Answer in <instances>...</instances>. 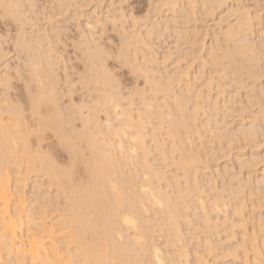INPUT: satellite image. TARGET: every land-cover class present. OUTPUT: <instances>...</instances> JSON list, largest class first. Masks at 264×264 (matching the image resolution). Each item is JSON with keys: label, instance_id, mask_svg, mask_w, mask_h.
<instances>
[{"label": "bare ground", "instance_id": "6f19581e", "mask_svg": "<svg viewBox=\"0 0 264 264\" xmlns=\"http://www.w3.org/2000/svg\"><path fill=\"white\" fill-rule=\"evenodd\" d=\"M59 1L62 2V0ZM158 2L162 6L161 8L159 6V9L157 4L156 9L164 13L160 16L170 15L173 20L179 16L199 20L203 15L210 19L215 17L214 20H217L215 23L211 20L213 22L211 26L209 24L211 33H205L207 40L199 39L201 43L198 45L196 36L200 27L193 25L195 33L189 32L193 34L191 36L186 34L187 43L191 42L189 43L191 48L175 59V65H173L175 70H173L177 73L176 76L170 74L172 77L168 74V83L165 80L167 84L158 79L155 81L153 69H149L147 65L144 66L146 68H142L138 65L139 61L137 63V69L145 76L144 80L153 93L157 94V91L168 93L170 89L166 86L175 79L178 91L171 90L170 97L175 104V109L172 108L175 113L173 110L171 111L173 113L170 110L166 111L167 113L163 112V106L161 104L158 106L156 102L154 103L157 107L153 106L154 98H151L153 99L151 101L146 97V89L149 88L147 84L145 93L142 88L143 93L141 97L139 96L142 100L140 101L143 104L142 108L137 110V107L135 108L137 112L132 113L133 108L122 107L121 100L127 99H124L125 96L120 99L123 93L116 95L117 90L114 91L117 88L116 82H113L106 70H103L102 74H98L100 69L96 72L92 64L95 62H92L91 57L88 59H91L89 64L93 65L91 68H94L95 72L92 70L94 73L92 74L91 68L88 67L90 74L86 75H90V78L85 74L82 76L84 79L86 77L85 80L88 78V82H94L93 85L101 84L103 86L102 88L100 85L101 90H99L100 86L99 89L94 87V90L96 88L101 93L98 92L96 96L94 95L95 97L91 96L94 98H90L89 102L85 99L86 102L81 101L83 100L81 98L80 105L71 99L65 102L62 100L61 92L55 88L57 84L54 79L57 77L54 78V74L52 75L48 70L49 65L50 69L57 64H54L51 59L49 61V58H47L48 61L46 60V53L51 52L53 48L43 46L47 50L41 49L43 45L41 40L45 38L46 33L43 36L38 30L42 34L40 37L43 36V38H38L37 35L31 37L30 33L28 35L30 37H26L24 33L27 31L22 30L23 25L25 28V18L22 15L29 13L26 11L27 8H31L29 10L33 12L36 1L0 0V14L12 15L9 17H13L19 23L15 30L17 32H15L16 36L14 35L16 38L14 45L23 52V56L20 57L21 63L19 62V66L16 67H19L17 68L19 75H23L22 70L27 73V76L22 77L24 104L31 112V121L27 120V117L19 110L16 111L14 118L2 116L1 110L8 108V100L2 89L0 90V126H3L0 129V146L7 148L4 154H0V264H5L4 258L13 259L16 264H27L28 260L30 264H37V262L59 264L62 248L56 249L52 241L55 240L56 230L62 226L53 220H46L49 213L46 208L55 205L54 199L58 189L65 194L64 199L67 200L64 201L67 203L65 212L60 217L62 216L63 222L66 223L67 239L74 243L75 254L81 264H126L127 261H131V264H139L140 258H137L141 256H138L139 249L136 250L137 247L133 243L140 244L137 246L141 247V250L150 249V252L152 250L150 256L154 264H165L163 254L161 255L164 250L160 252L161 249L158 248L159 246L156 247L157 244L152 247L155 243L153 245L151 243L152 248H144L149 246V243L145 245L147 243L145 235L150 234L148 232L144 234L146 232L144 230L154 225L161 232L158 234L159 237L165 238V242L159 244L170 247V252L175 254V258L172 257L178 264H264V147L261 145V143L264 144V0H253L254 7L249 6L246 0H160ZM120 11L122 12L121 9ZM122 14L124 13H120ZM168 16L162 20L165 22V25L162 24L165 29L168 27V22H171V17ZM206 17H204L205 20ZM153 22H151L152 27ZM157 23H155L156 26ZM214 26H217V29ZM159 27L155 28L156 32L162 26ZM183 29L184 27L181 30ZM151 30L150 28L147 30L146 35L149 37H151L150 33H155L154 29ZM178 30L176 31L179 32ZM176 31L173 33L176 34ZM124 33L126 35V32ZM82 34L83 37L85 33ZM131 35H128L130 37H128V43L132 44L133 40V45L140 42L150 46V43L145 41V37L142 38L138 34L133 37ZM178 35L182 37L179 33ZM126 41L122 40V43ZM131 44L126 43V47L131 48ZM127 50L121 57L125 63L130 64L135 58L130 59ZM167 52L162 54L164 61L172 55L169 49ZM131 53L130 56H132ZM143 58L145 61L154 59H149L148 55H144ZM100 64L103 65L102 62ZM166 66L164 70L167 69L168 66ZM174 71L171 70L170 73L174 74ZM4 73L0 75V84L3 86L8 83L9 78L8 73ZM85 82L83 86L86 85ZM140 91H138L139 94ZM170 99L167 96L168 101L166 100L165 103ZM131 100L132 98L129 100V105L132 103ZM99 113L104 115L103 122L98 118ZM154 114L159 119V123L154 122L164 130L167 141L173 142L170 143L173 144L172 146L168 143L167 146L165 145L166 142L159 128L148 129L147 126L153 122L151 118ZM27 122H30V125ZM25 124H27V136L19 137L23 141L18 144L14 135L23 133L25 129L22 125ZM30 134L35 136L34 154L27 152L28 143L24 141ZM160 136L162 142H159ZM147 138L155 143L156 147L149 141L153 144V148H157L158 155H161L162 159L159 158V161L163 160L162 162L168 165L167 159L171 160V157L167 155L174 154L172 159L177 160L171 161L176 168L171 173H174L175 179L169 173L170 177L163 174L166 166L163 172L157 170L161 167H158L160 162L153 164L156 167L154 169L151 163L153 157L151 156L150 160L149 155L153 154L152 150H156L152 147L151 150ZM81 143L87 147V149L83 148L89 151L87 155L83 154L84 150L81 151ZM52 146L61 147L69 153L68 165L62 167L54 162L50 152ZM168 146L170 149L167 150ZM43 148H49V151H42ZM14 152L17 160L18 155L22 154L20 160L24 161L27 170L39 167L48 177L47 180L39 182L36 174L25 177L22 175V170L18 168H12L11 173L8 172V163L14 158ZM175 156L177 157L174 158ZM219 159L223 160L221 167L219 162L210 164ZM74 168L81 170L85 180L79 181L82 179L80 177L76 179L78 182L74 181L73 175L76 173V170L73 173ZM125 173L128 175L123 177ZM28 179L35 183V192L32 191L33 189L28 195L24 192L29 198H33L30 204L25 201L24 190H22ZM160 180L165 181L163 186L168 187V190H165V186L164 190L162 186H157ZM54 183L58 186L57 189L55 187L56 192L50 190ZM160 184L162 185L161 182ZM53 192L55 193L52 194ZM31 193H34L31 195L33 197L29 196ZM24 202L28 204L25 207L27 206L29 215L23 207ZM31 205L33 207L29 208ZM150 209L154 212L153 217H151ZM150 221L156 224L147 227ZM25 222L29 225L25 226ZM126 228L131 229L133 234L125 233L129 237L127 235L124 238L122 232ZM151 228L153 232L155 227ZM159 231L155 230V233ZM143 261L145 262L144 259ZM143 261L139 262L144 264Z\"/></svg>", "mask_w": 264, "mask_h": 264}, {"label": "rangeland", "instance_id": "374dc122", "mask_svg": "<svg viewBox=\"0 0 264 264\" xmlns=\"http://www.w3.org/2000/svg\"><path fill=\"white\" fill-rule=\"evenodd\" d=\"M35 1H36V3H35V10H33V12H32V10H29L31 8H27L28 10H26V11L29 12V13H26V14H23L22 15V16H24L23 18H25L24 19L25 20V22H24L25 28H24V25H23L22 30L25 29V30H23V32L27 31V33L26 32L24 33L26 37L31 34L30 35L31 37H34V36L37 35L36 37L39 38L40 35L43 34V36H44V34L46 33V36H44L45 38L43 40H41V42L43 41V43H42L43 45H42V48L41 49H44L45 47L47 48L49 46H51L53 49L55 48L54 50L52 49L51 52H47L46 53L47 55H49V57H47V55H46V60L48 61L47 58H49V61L51 59V61H53L54 64L57 63V64H55L56 67H54V65H53V68H50V69H49L50 65L48 64L49 65L48 70H50V72L52 73V75L54 74L53 75L54 78L57 77L56 79H54V82L57 84V85H55V88L58 91L61 92V93L60 92L59 93L63 97L62 100H64L66 102V101H70V99H71V101H73V102L75 101V102H77L76 104L80 105L81 103H79V102H80L81 98L83 99L81 101L87 100V102H89V100H91L90 98H94L98 92L101 93V91H99V90H101L103 88V86L101 84H99V85H97V84L96 85H93V83H94L93 80H92L93 83H90L91 81L88 82V78H90L89 77L90 75H86L87 73L90 74L88 70L91 67H93V65H90L91 64V59H92L93 60L92 62H95V63H92V64H94V68L96 69V72L98 71V69H100L98 71L99 72L98 74H100V73L102 74V71L103 70H106L107 71V74L109 75V77H111V79L113 80V82L114 83L116 82L115 84H116V87L117 88L115 87L116 89H114V91L117 90V92H115L116 95L118 93L117 96H119V94L123 93V94L120 95V99H123L124 98L123 96H125L124 99H127L126 101L125 100L124 101L121 100L122 107H124V108L131 107V109L133 108L132 110H134V112H132V113H135V111L137 112V110H139L140 108H142V105L143 104H142V102H140L142 100H140L141 98H139V96L141 95V93H143V92L145 93L144 90L149 87V84L146 82V80H144V79H146L145 76L143 74H141L142 72L140 71L141 72L140 73L139 70L137 69V67H138L137 66L138 61L140 63L138 65L139 66H142V68H146L144 66L147 65V67L149 69H151V70L153 69L152 70V72H154L153 75L156 77V80L155 81H157V79H158V81H162L164 83H166V81H167V83H168V79H169L168 77H169V75L171 74L173 76H176V73H177V72L175 73V71H174L175 70L174 69L175 67L173 66V65H175V62H174L175 59H177L178 55L185 54V52L188 51V50H190V48H191L190 47L191 44H189L191 42L187 43L188 42L187 39H188V36H189V34L191 32L195 33L194 32L195 30L193 29L194 28L193 25L199 26L200 27V30H203V31H200L198 29L200 31V32L199 31L197 32L198 35L196 36V38H197L196 44L198 45L199 43H201V41L204 38H205V40H207L206 39L207 36H205V33H211L210 26L213 24V22L215 23V20H216V19L214 20L215 17H213V18L210 19V17H206L205 15H203L202 18H200L199 20L195 19L196 21L193 20L194 19L193 17H192V19H191V17L189 19L187 16L185 18H184V16H179L180 17V18L178 17L179 19L176 17L173 20L170 15L169 16L167 15L169 18L171 17L170 18V21L171 22H168L169 24H167L168 27L166 28L167 29L166 30L165 27L163 26V25H165L164 24L165 22H163L162 20H164L163 18L164 17H167V16L166 15H163V16L161 15L160 16V14H164V13L163 12L161 13V12L158 11L161 8V6H162V5L160 6L161 3L158 2L160 0H156V1L155 0H71V1L70 0H66V1L65 0H62V2L59 1V0H35ZM247 1H248V5L250 4L249 6H253L254 7L253 0L251 2H249L250 0H246V3H247ZM58 2H59V6H58ZM61 3H62V5H61ZM64 3H65V5H63ZM119 4H120V6H119ZM157 4H158V8L160 6L159 9H156V5ZM57 6L59 8L61 7V9L63 11H61V9H59ZM153 6H155L154 7L155 10H154ZM62 7H64V8H62ZM120 9L122 10V12L120 11ZM113 10H114V13H113ZM60 11H61V13H60ZM179 11H181V9ZM92 12H94V13H92ZM120 13H124V14L120 15ZM222 14L224 16V13H222ZM97 15H99V16H97ZM105 15H107V17H109V18H107ZM116 15H117V17H116ZM119 15H120V17L118 18ZM9 16H12V15H9ZM9 16L8 15L5 16V15H1L0 14V75H1V73L3 74L4 72L5 73L7 72L8 73V76H9L8 83H6V84L4 83L5 84L4 86H3V84H0V90L2 89L5 97L8 100V108L7 109H4V110H1V115L2 116H10V117L14 118V115H15L16 111L19 110V111H21L24 114L25 117H27V120L31 121V118H30L31 112L29 110H27V108H26V106L24 104V100H25L24 89H23L24 80H23L22 77H23V75H26L27 76V73H26V71L22 70L23 72L22 71L21 72L23 73V75H19L18 74V69H17L19 67H16V66H19V62L21 63L20 57L23 56L22 55L23 52H20V50H18L19 48L16 47V45H14V44H16V42H15V39L16 38L14 37V35L16 34L15 32H17L15 30H17V27L19 26V23H18V21L14 20L13 17H9ZM159 17H161V18H159ZM204 17H206V20H205ZM110 18L112 20L115 19V21H112ZM181 18L183 19V21H182ZM203 19H204L205 22L203 21ZM96 20L99 23L96 22L97 23L96 24L95 23ZM184 20H186V21H184ZM209 20L210 21L212 20L213 22L212 21L210 22ZM103 21L105 22V24H104ZM151 22H153V27L151 25L152 24ZM156 22H158L157 23L158 24L157 26L155 24ZM175 22H177V24ZM201 23H202L203 26H205L207 24L205 26V28L201 25ZM178 24H180V25H178ZM209 24H210V26H209ZM86 25H88V26H86ZM91 25H92V28H91ZM159 25H160V27L162 26L161 27L162 29L159 27ZM175 26H176V28H175ZM87 27H89L90 29L87 28ZM147 27L150 28V29H152L151 31H153V29L155 31L157 29V27H159L160 30L159 31L157 30L158 32L155 31V33L152 32L153 34L150 33V36L151 37H149L148 35H146L147 34V30H148ZM183 27H184L185 30L184 29L181 30ZM214 27H216L215 29H217V26H214ZM172 28L174 29V31H173ZM145 29H147V30H145ZM186 29H188L189 31L186 30ZM38 30H40L42 34ZM89 30H90V32H89ZM137 30H138V32H137ZM139 30H141V31H139ZM176 30H178L179 32H177ZM122 31H123V33L126 32V35H125V33L123 34ZM145 31H146V33H145ZM175 31H176V34L173 33ZM47 32H48V34H47ZM135 32H136V34H134ZM82 33H85L83 37H82V35H83ZM88 33H89V35H88ZM178 33L182 37H179V35L177 36ZM183 33H185V35L188 34V36L186 35L187 36L186 37ZM38 34H39V36H38ZM130 34H132L131 37L137 36V34H138V36L141 35L142 38L145 37L146 40H145V38H144V40L148 44L150 43L149 44L150 46H145V45H143L140 42L138 44L135 43L134 45H137V46H134L133 45V43H134L133 40H132V44H131V42L128 43V37H129L128 35H130ZM191 35H193V34H190V36ZM202 35H204V37ZM30 36H28V37H30ZM43 36H41L40 38H43ZM46 37H48V38L46 39ZM80 37H82L83 39L80 38ZM178 37H179L180 40L178 39ZM53 38H54V40H52ZM148 38L150 39V41H149ZM152 38H153V40H152ZM94 39H96V40H94ZM175 39H176L177 42L175 41ZM90 40H92L93 43ZM122 40L123 41H126V43L129 44V45L131 44V48H130L129 45L128 46H129L130 49L128 47H126L127 46L126 43L125 42L122 43ZM88 43H89V46H88ZM92 44H93V46H92ZM97 44H99V45L97 46ZM123 45H124V47H123ZM132 45H133V47H132ZM43 46H45V47H43ZM176 46H177V48H176ZM178 46H179V48H178ZM125 47H126V49H128L127 52L129 53L130 59L131 58H135L134 61H132L133 59L131 61L134 64V66H135V68L137 70L135 68H133L134 66H133V64L131 62H130V64L129 63L127 64V63L124 62L123 58L121 57L122 56V53H126L125 52V50H126ZM98 48H100V49H98ZM101 48H102V50H101ZM170 48H172V49H170ZM121 49H123L124 52L123 51L121 52ZM168 49H169V51H171L172 55L168 58V60H166L167 61V63H166V61L162 60L163 59L162 54L163 53L164 54L168 53L167 52ZM136 50L138 51V53H137ZM140 50H142V51L140 52ZM182 50H183V52H182ZM89 51H90V53H88ZM143 51H144V53H143ZM91 52H92V54H91ZM131 52L132 53L134 52L135 54H132ZM130 53H131L132 56H130ZM147 53H149V54H147ZM88 54H90L91 56L88 55ZM142 55L143 56L144 55H148L149 56V59L154 58L155 61H153L154 59L153 60L151 59L149 61H145ZM152 55H153V57H151ZM18 56H19V58H18ZM86 56H87V58H86ZM90 57H91V59L88 60ZM94 57L96 59L97 58L98 59L96 60ZM139 59L142 61V64H141V61ZM170 59H172V60H170ZM100 61L103 63V65L100 64L101 63ZM157 61H159V62H157ZM89 62H90V64H89ZM143 62H145V64H143ZM163 62H165V63H163ZM171 62H173L174 64H172ZM135 63H136V65H135ZM95 64H96V66H95ZM99 65H101V67ZM165 66L167 67V69L164 70ZM88 67H89V69H87ZM94 68H91V71L90 72H92V74H94L92 70H94V72H95V69ZM134 70H135V72H134ZM171 70H172V72L174 71V74L170 73ZM136 71H137V73H136ZM84 74L86 76H88L87 80H85L86 77H85V79L83 78V76H85ZM171 75H170V77H172ZM137 77H138V79H137ZM0 78H1V76H0ZM173 78H175V77H173ZM172 80L173 79H171V81ZM174 80L170 83V85H167L166 86L167 88L169 86L168 89H170V90H168L169 91L168 93H171V90H172V92L173 91H178V88H176V86L178 87V84L176 85L175 84L176 82ZM84 81H86L85 82L86 85L84 83L85 86H83V82ZM144 82H146V83H144ZM146 84H147L148 87L146 86ZM100 85L102 86V88H101ZM202 85H200V86L202 87ZM86 86H87V88H85ZM95 86L98 87L97 89H99V86H100V89L97 90L95 88V90H94V87ZM89 87H91L90 88L91 90H89ZM136 87L139 88V89H141V91L139 89H137ZM173 87H174V90H173ZM142 88H144L143 89V92H142ZM69 89H70V91H69ZM135 89H137V91ZM148 89H146L147 90L146 97L148 99H150L151 101H153V99H151V98H154V101L152 102L153 103V106H156L157 107V105H155V103H154V102H156L158 104V106L160 104L163 106V107L161 106L163 112H166V111H169V110H170V112L172 110H173V112L175 111L174 110L175 109L174 108L175 107L174 101H173L172 98L170 99L172 93L169 95L165 91H160V92L157 91L158 93L156 94V92H154V93L152 92L151 88L149 89V92H148ZM66 91H69L71 93V97H69L70 96V93L69 92H66ZM138 91H140V94H139ZM62 92H66V93L62 94ZM130 92H132V93H130ZM137 92H138L139 95L137 94ZM65 94H67V95H65ZM128 94H130V96ZM131 94H132V96H131ZM91 96H94V97H91ZM167 96H168V99H170L171 101L169 100V102H166L165 103V101L167 100ZM126 97H128V98H126ZM129 97L132 98L131 105H129L130 104V101H129L130 98ZM127 101H128V103H127ZM90 102L92 103V101H90ZM168 103H170V104H168ZM126 104H127V106H126ZM165 104L167 105V107H166ZM132 105H133V107H132ZM137 107H138V109L136 110L135 108H137ZM172 108H174V109H172ZM173 112H171V113H173ZM102 116L104 117V115L102 113H99L98 118L100 119L101 122H103V117ZM155 116H156L155 114L152 115V118H151L152 121L153 122L155 121V122H158L159 123V119L157 117H155ZM155 122L153 124L150 123L153 126L149 124V126H147V127H149L148 129H150L152 127H156L158 129L160 125L157 124V123H155ZM27 124L30 125V122H27ZM27 124L22 125L23 128L25 129L23 131V133L22 132H19V133H16L14 135V137H16L17 141L19 142L18 144H20L23 141V140H20L21 138H19V137H23V136L25 137V136H27V131H26ZM2 128H3V126H0V129H2ZM159 130L162 132L161 135H162V138L164 137L163 139L166 142V143L164 142L165 145L168 143L169 146H172L173 144L171 145L170 143H173V142H168L170 140L167 141L168 138H166V134L164 133V130L163 129H160V128H159ZM162 138L160 136V139L161 140L159 142H162ZM34 140H35V136H33L31 134L24 140L25 142L28 143L27 144V146H28V151L27 152L29 154H34V150H35ZM6 141L8 142V140H6ZM147 141L148 142L149 141L152 142L148 138H147ZM150 142H149L148 145H149L150 148L151 147L153 148V144L155 146V143L152 142L153 143L152 144ZM76 143H77V141H76ZM83 144L82 143L80 144L81 145L80 149H81V151L84 150V153H83L84 155L85 154L87 155L89 151L86 150L87 147L84 146L85 144L84 145ZM261 145L264 147V144L261 143ZM169 146H168V148L166 147L167 150L170 149ZM262 146L260 148H262ZM84 147L86 149H83ZM152 148H151V150H152ZM6 149H7L6 147L0 146V154H4L6 152ZM48 149L49 148H43L41 150L42 151H47ZM156 149L157 148H155V150ZM50 152H51V154L53 156L54 162L56 164H58L59 166H62L63 167V166H66V165L69 164V162H70L69 161L70 160L69 153H67V151L65 149H63L61 147H58V146H55V147L52 146ZM151 152H153V154L150 153V155H149L150 158L149 159L151 160L152 157H153V159H152L153 162L150 161L152 163V165L155 164V162H156V164H159V162H160V164L158 165V167L161 166L162 168L160 167V169H157V170H160L161 172H163V168H165V166H166V168L168 166H170L167 169L166 168L164 169L163 174L167 175L168 177H170V176L173 177L174 176L173 175L174 173H171V171L174 172V170L176 168V166L173 165V162L175 160H177V159H175L173 161L172 156H174V154H171L169 152L171 154V156L170 155H167L168 157H171V160L173 161L172 162L170 160V158H168L167 160L169 161V164L167 165L166 163L162 162L163 160L162 161L161 160L159 161V158L162 159V157H161L160 154H159L160 156L158 155V153H157L158 150H156V151L152 150ZM21 155L22 154L18 155L19 159L17 160V158L15 157V152L13 153L14 158L8 163L9 164L8 172L11 173V169L12 168L13 169L14 168H18V169L22 170V175L25 176V177H29L32 174H34V175L36 174V176L38 177L39 182H41L42 180H44V181L47 180L48 177L45 174H43L42 170L39 167L36 168V169L34 168L33 170H27L24 161L20 160V156ZM23 155H24V153H23ZM155 155H157L156 156V159H154L155 158ZM176 157L177 156H175L174 158H176ZM170 161L172 162V164H171ZM162 163H164V165ZM214 163L220 164V167H221L223 165V160L222 159L221 160L219 159L218 161H216V162L213 161L210 164H214ZM155 165H153L154 169H156ZM172 168H173V170H172ZM77 169H78V172H77ZM77 169L76 168L73 169V173L75 172L74 170H76V173H77V174L74 173V175H73L74 181L76 179L77 180L80 179V177H82V175H83L82 172H81V170L79 168H77ZM168 169H169V172H167ZM213 170L215 171L214 168H213ZM233 171H231V172H233ZM166 172H167V174H166ZM178 172H180V171L178 170ZM80 173H81V176H80ZM168 173H169V175L170 174L171 175L169 176ZM125 175H128V174L127 173L123 174V177H126ZM83 176H85V175H83ZM33 177H32V179H33ZM174 179H175V176H174ZM82 180H85V179L82 177V179L79 180V181H82ZM44 181H42V182H44ZM160 182L162 183V185L160 184ZM31 183L32 182L29 181V179H28V181H26V184L24 185L25 187L22 188V190H24L23 191L24 197L26 198L25 201L28 202V204H30V200L33 199V198H29L27 196L28 193L31 192L30 191L31 189H33L32 191L35 192V187H34L35 186L34 185L35 183L34 182L32 184ZM157 183H156V185H157ZM163 183H165V181L164 180L163 181L160 180L157 186L158 187L162 186V189H163V187L165 186V185L163 186ZM28 186H29V188H28ZM31 186L33 188H31ZM55 187L57 189L58 186H56V184L54 183V184L51 185V187H50L51 189L50 190L56 192ZM41 188H43V187H41ZM167 188L165 186V190ZM59 191H61V190L58 189V191H57L58 193L56 192V194H55L56 195L55 196V199H54L55 202H56V203L54 202L55 205H52V206L46 208L47 211L49 212L46 220H53V222H56L58 224H61V226H62V228L56 230L55 240H53L52 243H53L54 247H56V249L57 248L58 249L59 248L60 249L62 248L61 249L62 252H60L58 250L60 252L61 260H62V261L59 260V264H81V261L79 260V258L75 254L76 253L75 252V248L76 247H75L74 243H71L67 239L68 238V229L66 227V223L63 222L62 216L60 217V215H63V213L65 212V207H66L67 203L66 202L64 203V201H67V200L64 199V195L65 194L62 193V192H59ZM24 192H27L26 193L27 195ZM38 192H36V193L38 194ZM55 192H53L52 194H54ZM60 193H62L63 195L62 194L60 195ZM33 194L31 193L29 196H31ZM31 197H33V196H31ZM27 199H29V200H27ZM26 202H24L23 207H25V205L27 204ZM32 205L29 208L33 207ZM25 208L27 209V210L25 209V212L27 211V214H28V208H27V206ZM150 211H152V210L150 209ZM152 213H154V212L152 211L150 214H152ZM25 215H26V213H25ZM153 216H154V214H152L151 217H153ZM34 217H35V215H34ZM24 219H25V217H24ZM152 221L149 222L151 224H149V223L147 224V227L150 226V225L156 224L155 222H153V224H152ZM180 221H181V218H180ZM181 222H183V221H181ZM26 224L27 223L25 222V226H26ZM28 225H29V223L27 224V226ZM32 227H35V226H32ZM151 227H155V229L153 230V232H152V229L153 228H151ZM151 227H148L147 230H144V231H146L144 234L150 233L151 235L150 234L149 235L151 237L149 235H145L146 236L145 242H147L145 245H147L149 243V246L147 245V246H145V247L143 246V247L145 249H148V247L149 248H152V247H155L156 244H157L156 247L159 246L158 248L161 249L160 252H162V250H164L161 253V255L163 254L162 257L165 260V264H166V262H167V264H171V263L172 264H175L176 263V261L174 259L175 258L174 255L175 254H173L172 251L170 252V250H169L170 247H168L166 244H165L166 246L163 244L165 247L162 244H159L160 242L161 243L165 242V238L162 236L163 234L162 235L160 234L162 236V238L159 237L158 234L161 233V232L159 231V229H156L157 226L154 225V226H151ZM120 230L122 231V227L120 228ZM126 230H127V232H126ZM126 230H123L124 232H122L124 238H126V236L128 235V234L126 235L125 233L133 234L132 231H131V229L126 228ZM148 230H151V231H148ZM155 230H158L159 232L158 233H155ZM153 233H155V234L152 237V234ZM124 234H125V236H124ZM128 237H129V235H128ZM147 237L148 238H151V239H148ZM121 239H123V238H121ZM146 240H148V241H146ZM149 240L150 241L153 240V242L152 241L150 242ZM154 240H155V242H154ZM133 244H135V246L137 247L136 250L139 249V252L137 251L138 252L137 254H139L138 256H141V257H138V258L136 257L137 259L140 258L139 261H143V259H144L145 260V262L143 261L144 264L145 263L147 264V263H150V262H151L150 264H154L153 263V260H152L153 258L150 256L152 250L150 252V249L149 250H144L142 248L145 251V253H144L143 250H141V247H139L140 244H138V243H133ZM150 244L151 245L154 244V246L150 247ZM137 245H139V246H137ZM135 246H134V248H135ZM165 248H167V249H165ZM165 250H166V252L168 250L169 251L166 253ZM63 251H64L65 254L63 253ZM67 254L69 255V257L67 256ZM142 254H143V256H142ZM172 256H174V258ZM149 257H150V259H149ZM3 260H4L5 264H16L13 259L10 260L8 258H4ZM149 260H152V261H149ZM173 260L175 261V263H174ZM139 261H138V263L141 264ZM26 262H27V264H30V261L29 260L26 261ZM128 262H130V264H131V261H127L126 264H129ZM37 264H39V262H37ZM176 264H178V263H176Z\"/></svg>", "mask_w": 264, "mask_h": 264}]
</instances>
